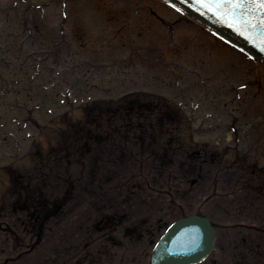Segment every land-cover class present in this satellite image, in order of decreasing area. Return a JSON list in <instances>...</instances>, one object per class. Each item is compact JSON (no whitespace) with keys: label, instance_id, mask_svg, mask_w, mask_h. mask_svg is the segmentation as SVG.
Here are the masks:
<instances>
[{"label":"rangeland","instance_id":"obj_1","mask_svg":"<svg viewBox=\"0 0 264 264\" xmlns=\"http://www.w3.org/2000/svg\"><path fill=\"white\" fill-rule=\"evenodd\" d=\"M14 1L0 0V42L22 32L26 41L20 20L27 13L35 49L43 52L39 60L58 62L61 70L77 65L60 80L83 102L59 107L44 101L58 67L47 68L32 90L44 106L26 104L12 115L25 122L13 124L10 114L0 130V264H148L166 225L194 213L216 226L215 250L202 264H264V63L248 60L159 0H28L48 3L42 23L20 0L10 9ZM134 53L151 63L142 66ZM171 60L203 70L206 85L185 69H172V76L164 66ZM85 61L108 64L107 76L95 69L101 79L86 78L92 68L80 64ZM154 76L170 79L169 93L180 95L195 126L209 131L181 134L176 124L142 110L126 126L121 115L106 121L111 114L86 106L92 99L153 91ZM92 85L110 92L93 94ZM211 96L220 97L219 106L209 103ZM191 99L200 104L195 113ZM68 110L82 131L62 141L59 117ZM206 112L212 119L205 121ZM196 149L200 155L191 161ZM56 203L61 209L36 245L35 218Z\"/></svg>","mask_w":264,"mask_h":264},{"label":"water","instance_id":"obj_2","mask_svg":"<svg viewBox=\"0 0 264 264\" xmlns=\"http://www.w3.org/2000/svg\"><path fill=\"white\" fill-rule=\"evenodd\" d=\"M190 18L264 62V9L258 0H166ZM255 25V27H253ZM209 218L190 215L174 221L155 244L150 264H198L215 245Z\"/></svg>","mask_w":264,"mask_h":264},{"label":"trees","instance_id":"obj_3","mask_svg":"<svg viewBox=\"0 0 264 264\" xmlns=\"http://www.w3.org/2000/svg\"><path fill=\"white\" fill-rule=\"evenodd\" d=\"M3 37V42H0V129L7 125L10 114L21 112L23 104H34L39 106L38 108L43 105V102H39V91H36L38 93L34 95L32 93L33 88L37 85L36 82L42 78V75L38 77L37 73V58L39 55L37 49H35L36 41L34 39L31 40L32 44L30 45L29 43L30 46L25 47L27 42L21 41L24 37L23 33L6 34ZM48 66L43 67V69L47 70L48 68L49 72H51L55 68L53 64ZM38 68L40 67L38 66ZM50 82L53 84L46 89L48 92L44 95V101L49 100L53 104H59L60 93L67 90L68 94L72 86L67 81H61L60 79ZM55 89L56 91L54 92ZM22 99L24 100L23 103L21 102ZM120 108L118 109L120 110ZM118 114H121L122 119H126V122L129 121L131 116V112L128 109L120 110ZM162 114V119L167 118L174 123L179 122L180 117L176 113L172 112V114H166V116L164 113ZM113 116L116 117L117 114L114 112ZM11 120H15V117H11ZM59 120L62 123V128L60 127L57 130L59 133L57 136L62 141H66L69 135L82 131V128L77 123L70 120L69 113L62 115ZM54 133L56 134V131Z\"/></svg>","mask_w":264,"mask_h":264},{"label":"snow or ice","instance_id":"obj_4","mask_svg":"<svg viewBox=\"0 0 264 264\" xmlns=\"http://www.w3.org/2000/svg\"><path fill=\"white\" fill-rule=\"evenodd\" d=\"M254 2H256V0H254ZM257 7L264 9V0H258ZM261 23L264 24V21ZM253 27H255V25H253Z\"/></svg>","mask_w":264,"mask_h":264}]
</instances>
